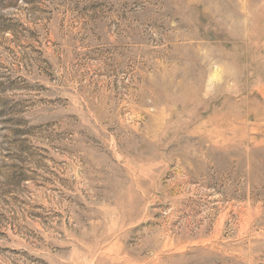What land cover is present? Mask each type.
I'll return each instance as SVG.
<instances>
[{
    "label": "rangeland",
    "instance_id": "374dc122",
    "mask_svg": "<svg viewBox=\"0 0 264 264\" xmlns=\"http://www.w3.org/2000/svg\"><path fill=\"white\" fill-rule=\"evenodd\" d=\"M0 264H264V0H0Z\"/></svg>",
    "mask_w": 264,
    "mask_h": 264
}]
</instances>
